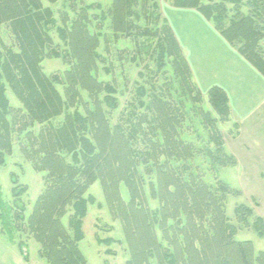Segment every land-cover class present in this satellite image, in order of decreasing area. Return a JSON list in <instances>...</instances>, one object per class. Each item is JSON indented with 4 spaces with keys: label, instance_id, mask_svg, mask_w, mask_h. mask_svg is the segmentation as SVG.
Wrapping results in <instances>:
<instances>
[{
    "label": "trees",
    "instance_id": "trees-1",
    "mask_svg": "<svg viewBox=\"0 0 264 264\" xmlns=\"http://www.w3.org/2000/svg\"><path fill=\"white\" fill-rule=\"evenodd\" d=\"M167 1L176 8L199 11L264 77V0ZM136 2L114 0L102 17L111 20L116 38L134 34L156 39L152 52L161 66L170 62L178 90L172 81L164 89L153 85L149 96L141 87L139 98L148 99L139 103L143 111L111 125L109 115L117 109L115 93L112 86L99 83L100 35L91 33L88 8L59 29L65 53H48L52 40L43 27L55 22L53 11L41 0H0V27L8 25L15 37L13 47L3 45L0 51V167L12 154L14 133H25L33 148L29 157L38 155L37 169L47 172L46 188L28 217L24 208L4 201L0 187V236L22 233L23 224L48 264H88L80 249L83 220L94 203L87 192L100 181L112 212L124 223L130 252L127 264H264V252L256 253L251 241L235 240L241 228H253L264 238V219L239 204L234 214L241 227L234 225L226 214L227 198L239 197L240 191L222 181L208 184L195 163L201 158L210 173L237 165L219 129V124L231 121L229 97L214 86L207 92L210 109L203 107L204 97L169 22L162 17L160 30L144 33L131 21ZM139 48L150 55L153 45L141 43ZM47 58L63 59L70 67L64 78L43 73L41 63ZM57 85L63 86L64 95ZM7 86L21 108L10 106ZM78 105L84 107V114ZM191 117L208 132L204 147L184 139L191 132L200 136ZM234 126L239 128L237 123ZM140 167L154 177L150 187L159 203L155 211L143 204ZM121 185L128 190V202L121 197ZM15 186L12 195L17 205L26 188Z\"/></svg>",
    "mask_w": 264,
    "mask_h": 264
},
{
    "label": "rangeland",
    "instance_id": "rangeland-1",
    "mask_svg": "<svg viewBox=\"0 0 264 264\" xmlns=\"http://www.w3.org/2000/svg\"><path fill=\"white\" fill-rule=\"evenodd\" d=\"M41 1L44 7L50 8L53 11V19L55 21L49 25L46 23L43 27L52 40L51 45L48 46V53L52 51L65 53L67 48L65 46L66 43L62 40L59 29L64 24L70 23L75 19L77 13L83 12L88 8L91 33L100 35L98 52L101 54V61L97 67L99 83L112 86L110 88L115 93L113 98L117 104V109L109 115L111 125L127 122V117H131L135 111H138V113L143 111L140 109L139 103L140 101H148V99L146 97L143 99L139 98L141 87L145 88L147 96L153 92V85L160 88L163 86L164 89L166 85L171 87L174 84V90H178V83L176 81L174 83L173 69L170 62L166 61V66H161L157 56L152 52L156 39L151 41L146 39L144 35L139 38L135 37L134 34L131 37L119 35L116 38L117 36L114 35L110 28L111 20L109 18L103 19L102 17L103 13L108 12L114 0H56L54 3L49 0ZM171 5L172 3L167 0H148L147 2L137 0L136 4H133L132 7L134 16L131 21L142 29L144 33L150 30L155 32L163 26V10ZM150 42L153 48L151 54L146 55L140 50L139 44L147 45ZM14 43L15 37L10 31L9 26L0 27V51L3 52V45L13 47ZM262 45L264 47V42ZM14 50H18L16 45L14 46ZM184 56L187 59L185 53ZM69 68L63 59L47 58L41 63L43 73L49 78L57 76L64 78V73ZM170 81H172V84ZM197 87L204 97L203 107L210 109L207 96L208 91L201 90L198 85ZM56 88L59 93L64 95L65 90L63 86L57 85ZM102 88L106 89L105 86H102ZM174 90L171 93H175ZM81 93L85 101L89 102L90 100L86 92L81 91ZM7 97L9 98L10 106L15 108L22 107L8 86ZM101 98L103 99V95H101ZM191 107L190 104L187 105V109H191ZM77 108L84 114V107L82 105H78ZM71 111H74V109ZM234 113L237 114L236 112ZM259 114V121H249L247 119L244 125L242 124L243 134L240 139H237L240 128L237 129L234 126L238 120L237 118L234 120L231 117V121L219 124V129L225 139V149L227 153L232 154L236 158V166L220 168L216 172L210 173L208 165L205 164L204 160L199 158L195 162L205 172L204 180L208 184H215L216 180L222 181L231 188L240 191L241 195L239 197H228L226 204L227 216L239 228L241 225L237 223L234 214L236 206L239 204H245L253 208L256 214L264 219V111H260ZM191 121L198 128L200 136L198 138L195 132H191L184 139L195 142L199 147L206 146L208 132L203 129L202 125L200 126L197 119L191 117ZM60 122L61 119L56 124ZM258 124L263 128L261 131L251 130L253 127H257ZM237 131L238 136H236ZM256 132L261 134L260 137L256 135ZM243 140L252 143L254 147L249 143H246L249 144L248 146L243 145ZM34 149H37L36 146ZM32 151L30 138L26 137L25 133H14L12 154L5 157V164L0 167V187L4 201L15 206L14 208L21 210L24 208L27 217L32 212L37 199L46 188L45 181L47 176V172L40 170V166L39 169L36 167V164L39 165L38 163L40 162L38 155L32 158L29 157ZM68 160L70 161L71 158H68ZM139 171L140 174L142 173L144 179V186L142 187L144 189L145 200L143 204L150 210L155 211L159 207V203L151 195L150 183L152 177L148 176V172H144L143 167H140ZM15 183L22 188H26L21 201H18L17 205L19 207H16L17 205L14 204L15 200L12 195L13 190L16 188ZM119 191L122 199L128 202L129 193L125 186L121 185ZM89 195L94 198V203L89 204L87 216L83 220L84 240L80 243V249L87 263L127 264L130 260V252L125 240L124 223L119 214L117 217L112 212L100 181H97L89 188L87 196ZM68 221V216L63 219L65 226H68ZM21 225L24 227L22 228V233H15L13 237L8 234L0 236V243L3 242V246L8 249V253L12 252L16 254L17 259H15L14 264H48L39 255L40 245L26 231V226ZM235 240L251 241L256 253L259 251L264 252V238H259L253 228H241Z\"/></svg>",
    "mask_w": 264,
    "mask_h": 264
},
{
    "label": "crops",
    "instance_id": "crops-1",
    "mask_svg": "<svg viewBox=\"0 0 264 264\" xmlns=\"http://www.w3.org/2000/svg\"><path fill=\"white\" fill-rule=\"evenodd\" d=\"M163 16L187 55L193 79L199 88L207 92L217 86L227 93L232 118L240 120L236 122L240 128L237 139L242 138V124L247 119L259 121V112L264 111V77L223 39L199 11L171 5L163 10ZM262 129L258 124L251 130ZM256 135L260 137L261 134L256 132ZM246 143L252 144L242 141L248 146ZM7 250L3 242L0 243V264H14L17 259L16 254Z\"/></svg>",
    "mask_w": 264,
    "mask_h": 264
}]
</instances>
